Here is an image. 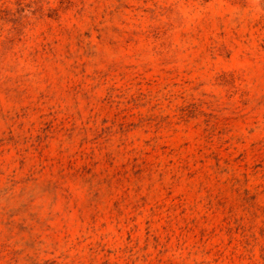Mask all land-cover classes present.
I'll list each match as a JSON object with an SVG mask.
<instances>
[{
	"label": "rangeland",
	"instance_id": "1",
	"mask_svg": "<svg viewBox=\"0 0 264 264\" xmlns=\"http://www.w3.org/2000/svg\"><path fill=\"white\" fill-rule=\"evenodd\" d=\"M0 264H264V0H0Z\"/></svg>",
	"mask_w": 264,
	"mask_h": 264
}]
</instances>
